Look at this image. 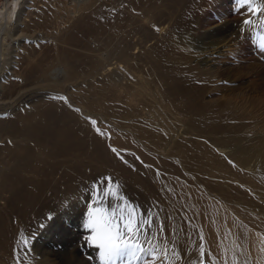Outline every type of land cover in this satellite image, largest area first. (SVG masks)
<instances>
[{"label":"rangeland","instance_id":"1","mask_svg":"<svg viewBox=\"0 0 264 264\" xmlns=\"http://www.w3.org/2000/svg\"><path fill=\"white\" fill-rule=\"evenodd\" d=\"M85 1H24L20 23L15 25V15L5 20L4 25L13 29L0 41V69L3 67L2 72L7 75L13 69L22 77L2 83L0 112L12 105L17 107L26 94H33L30 92L35 85L31 84L30 68L43 66L53 58L54 49L49 41L56 31L73 25L81 12L88 15L111 0H88V4ZM140 1V5L145 3ZM4 2L0 0V7ZM253 2L257 8L264 5V0ZM74 3H81L82 9L78 10ZM156 6L159 13L156 29L148 23L150 13L147 17L134 14L135 18L125 14L116 18L121 25L117 38H109L105 32L100 37L94 34L86 37L111 66L117 61L114 45L129 44L128 51L140 57L130 60L129 82H134L139 74L148 81L147 85L151 86L148 91L152 89L164 97L167 110L163 107L161 110L168 112L166 117L162 116L159 125L153 124L134 109L137 115L119 97L102 101L71 92V102L87 110L84 113L92 120L103 118L104 124L112 123L104 150L87 147L85 155L91 158L92 164L87 162L91 166H78L74 170L65 166L57 168L55 160L46 159L44 173L54 178L36 180L42 186V206L50 203L51 207L44 217L23 219L10 208L11 194L3 192L0 260H7L8 264L16 260L17 249L23 247L20 235L31 227L29 244L37 257L33 264H264V183L253 186L263 191L257 194L237 183L238 175L234 184L208 180L195 150L211 146L209 136L213 137L211 141H216L215 136L223 134V129L250 124L249 116L256 119L258 132L264 127V47L261 46L264 9L250 10L249 4L237 0H185L183 5L169 10L168 17L166 13L161 15L162 1H157ZM121 8L125 9L124 5ZM247 20L251 22L245 23ZM4 88L6 92L2 91ZM148 91L146 97L141 95L145 98L144 108L151 105L152 95ZM239 105L245 108L240 109ZM227 107H236V115H240L235 124L230 122L227 113H232H226ZM202 110L215 120L208 128H201L204 126L200 122L199 127L193 120L191 113ZM192 122L194 126L190 125ZM95 125L105 129L103 124ZM194 127L198 129V137L193 134ZM138 129H143L142 133L138 134ZM12 130L0 132V145ZM27 145L38 152L34 142L28 141ZM23 170L22 166L0 167V171H10L13 180L21 181L20 184L24 179L17 174ZM107 177L111 178L117 197H103V189L109 186ZM48 182L52 183L48 186L45 184ZM90 184L93 189L88 188ZM102 197V203L95 202ZM4 198L8 199L7 203ZM125 202L129 208H135V216L141 221L139 239L144 251L135 260L122 255L106 261L92 240V230L86 227L88 213L95 207L115 209L119 215ZM148 249L156 250L155 260Z\"/></svg>","mask_w":264,"mask_h":264},{"label":"bare ground","instance_id":"2","mask_svg":"<svg viewBox=\"0 0 264 264\" xmlns=\"http://www.w3.org/2000/svg\"><path fill=\"white\" fill-rule=\"evenodd\" d=\"M24 1L28 2L29 0H12L10 3L8 0H5L4 4L0 7V41L1 39H5V35H8L11 28L13 29V27L7 28L4 25L7 18L11 19V17L15 15L16 19L14 20L17 22L15 25L20 23V18L23 15L22 9L24 8L23 6H25L23 5ZM90 1L91 0H89V2ZM142 1L145 3L140 5V0H124V3H120V0H111L108 3L102 4L88 15L81 12V16L78 17L73 25L71 24L72 27L69 24V26L67 25L68 28L65 27L67 29L61 30V32L58 33L56 31L49 41L54 49L53 58L43 66L37 63L38 65L30 68V70H32L30 71V75L33 77L31 84L35 86L31 88L32 92H29L33 94H26L23 100L20 99L21 102H17V107L12 105L8 107V109L5 108L6 111L0 112V132L2 133L3 131H10L13 129L11 134L9 133L6 135L7 139H5L4 143L0 145V156L3 158V164H1L0 167L22 166L24 168L23 172L20 174H17V171L14 172V174L20 175L19 177L24 179L23 184H20L21 181L15 182L10 171H0V198H2L1 195H3L4 191L10 193L12 196L10 208L23 219L33 218L35 216L44 217V215L48 213L47 211L51 209L49 206L50 203L42 206L40 196L42 186L36 183V180L39 179L51 181L54 178L44 173L46 159L55 160L57 168L60 169L69 167L68 169L74 170L73 168L78 166L89 167L91 166L90 164H92L90 162L92 160L89 156L85 155V152L88 150L87 147L90 146L99 151L104 150L105 139L110 135L111 125L109 123L111 122H105L104 124L103 118H96L95 121L100 125L103 124L105 128L98 132L96 125L92 123L91 117L84 113L88 111L71 102V92L81 94L83 97L91 95L102 101L113 100V97H119L122 103L129 108L133 107V111L134 109L137 111L139 110V113H143L153 124L157 123V125H159L158 123L161 122L162 116L166 117L168 112H164V110H167L165 101H163L164 97H161L157 93L155 94V92L151 91L152 89L149 92L147 88L151 86L149 87V85H147L149 84L148 81L144 80L139 74V77L137 76L134 82H129V79H131L130 68H132L130 60H133V58H140L139 56H133V52L130 53L128 51L129 44L127 45L120 42L117 44L115 43L117 61L111 63L113 64V66H111L103 56L97 53L96 48L91 44L92 42L87 41L88 39L86 37V34H94L97 37L99 34L105 32V34H108V37L113 36L117 38L121 32V25L116 18L125 16V14L131 17H134V14L136 16L140 15L143 17L145 15V17H147L146 14L150 13L148 16L150 21H148V23L150 27L153 26L152 29H156V18L159 15L156 11L157 1H162V7L160 8L161 15L166 13L168 17H170L168 15L170 12L169 10L185 3V0ZM87 2L88 0L85 1V3ZM77 5L78 8L76 7ZM123 5L125 9L121 8ZM80 6L81 3L80 5L79 3L75 4L78 10L82 9ZM85 6L88 7L87 5H84V7ZM75 7L73 8L75 9ZM134 9L135 11H133ZM110 15H112V17ZM127 43L131 42L127 40ZM212 46H215V44ZM201 47H203L202 49H207V46ZM20 56H22V53H20ZM113 57H115V55ZM0 71H4L3 67ZM1 72L0 87L4 85L2 83L8 82L10 78L18 77L21 79L22 77V74H16L17 71L13 69L9 71L8 75ZM3 90L5 91V88L2 89V91ZM147 91L152 95L149 97L151 98V100H149L151 105L144 108V102L142 103V100H145V92L147 94ZM141 95H144V97L141 98ZM146 100L148 99L146 98ZM231 105L232 104H230V106ZM162 107L165 108L163 111L161 110ZM235 108L236 107H227L226 109V113L228 111L232 113V115L229 113H227V115L230 118V122L234 124L240 117L239 113V117L236 115ZM243 108L240 106V109ZM207 112L208 111L202 110L197 113H194V111L191 113L194 118L192 119L197 123L200 122L204 126H201V128H208V125L215 121ZM168 117L169 116H167V118ZM249 117H251L250 124H245L242 127L233 126L223 129L224 131H221L223 134H217L218 136H215L216 141H211L213 137L211 138L212 135L209 136V143L211 146H206L202 150L199 148L201 151L198 148L195 150L197 151L196 155L200 157L201 166L204 168L208 180L212 179L218 182L232 184L237 179L236 182L243 184V187L251 189L257 194H261L264 190H259L253 186L264 183V127L261 129L258 128V132L255 126L256 119H254V116ZM167 118L165 119L167 120ZM148 119L147 121L149 125H151V121ZM225 120L228 122L227 119ZM193 122L190 125L194 126ZM200 123L198 124L199 127ZM228 124L229 122L227 125ZM149 125L147 126L149 127ZM153 127L155 126L153 125ZM192 130L195 131L193 134L198 137L199 134L196 133L198 129L194 127ZM141 131L138 129V134L142 133ZM205 138H208V136L206 135ZM12 140L16 143H10ZM28 141L34 142L37 145V153L30 145H27ZM141 143L143 142L141 141ZM70 155L73 157L67 158ZM87 162L90 164H87ZM236 175H238V178H236ZM51 183L52 182H48L45 184L49 186ZM238 186L240 185L238 184ZM88 188L93 189V184H90ZM4 199L7 203L8 199ZM8 218L9 217H7V219ZM31 230L32 228L30 227L20 235V244L23 247L19 250L17 249V253H15L17 256L16 260H12L11 264H33L32 260L37 258L33 254V250L29 244L30 235L32 234ZM15 238L17 239V237ZM0 264L8 263L7 260H5V262L0 260Z\"/></svg>","mask_w":264,"mask_h":264},{"label":"snow or ice","instance_id":"3","mask_svg":"<svg viewBox=\"0 0 264 264\" xmlns=\"http://www.w3.org/2000/svg\"><path fill=\"white\" fill-rule=\"evenodd\" d=\"M237 2L249 4L250 10L264 9V5L257 8L253 0H237ZM250 22V20L245 21V23ZM261 46L264 47V38L261 40ZM92 123L95 125L97 121L92 120ZM97 131L100 132V129L97 128ZM105 180L109 182V186L103 189V197H117V191L111 186V178L107 177ZM98 194L93 193L94 196ZM103 197L95 202L102 203ZM120 207L119 215L115 209L105 210L95 207H91L88 213L86 227L92 230V240L98 245L101 256L106 261L114 260L115 257L122 255H127L135 260L139 258L138 253L144 251L139 239L141 221L135 216V208H129L127 202ZM121 226L123 230H121ZM148 252L155 260L156 250L148 249Z\"/></svg>","mask_w":264,"mask_h":264}]
</instances>
